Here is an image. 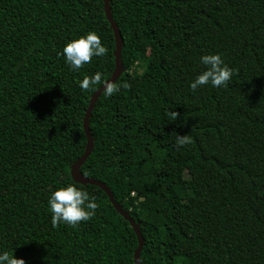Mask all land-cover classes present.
<instances>
[{
	"label": "trees",
	"instance_id": "1",
	"mask_svg": "<svg viewBox=\"0 0 264 264\" xmlns=\"http://www.w3.org/2000/svg\"><path fill=\"white\" fill-rule=\"evenodd\" d=\"M110 4L124 40L117 83L129 86L99 99L82 174L140 226L142 264H264V0ZM88 31L107 53L70 70L58 53ZM115 51L102 0H0V250L25 264H135L132 226L71 177L97 91L78 82L109 80ZM210 52L236 75L192 92ZM176 134L192 143L177 150ZM68 182L97 198L96 215L53 227L47 199Z\"/></svg>",
	"mask_w": 264,
	"mask_h": 264
},
{
	"label": "clouds",
	"instance_id": "2",
	"mask_svg": "<svg viewBox=\"0 0 264 264\" xmlns=\"http://www.w3.org/2000/svg\"><path fill=\"white\" fill-rule=\"evenodd\" d=\"M107 48L102 44L101 37L95 31H88L74 39L69 40L58 55L63 56L64 62L70 70H79L89 63L93 57L106 55ZM199 63L203 65L193 80L189 81V90L195 92L203 86L212 88L227 87L237 70L230 67L219 52H210L199 57ZM103 86V94L110 97L119 92L121 87L127 88V82L115 83L105 79L102 71L85 75L78 86L83 91L98 90L97 86ZM166 115L170 121H176L179 113L168 109ZM190 134L177 135L175 147L180 150L183 146L192 143ZM98 208L97 198L79 188L75 183L68 182L51 191L47 199V211L50 213V221L53 227L57 225L77 226L81 222H87L96 215ZM11 251L0 250V264H25L24 259L17 258Z\"/></svg>",
	"mask_w": 264,
	"mask_h": 264
},
{
	"label": "water",
	"instance_id": "3",
	"mask_svg": "<svg viewBox=\"0 0 264 264\" xmlns=\"http://www.w3.org/2000/svg\"><path fill=\"white\" fill-rule=\"evenodd\" d=\"M104 3L105 14L110 26L113 30L115 43H116V51H115V70L109 79V81L117 83L124 73V66L122 62V51L124 46V40L121 35L120 29L116 22L114 21L112 15V9L110 0H102ZM103 95V86H101L92 96L90 100V104L86 113L85 121H84V131L87 138V146L84 155L76 162L71 168V177L75 183L80 185H92L100 188L109 198L110 203L115 208V210L132 226L134 232L138 238V249L135 253V264L141 263V254L144 248V237L140 230V226L136 223V221L131 217V215L124 211L123 208L116 202L113 193L109 189V187L96 179L88 178L84 176L81 172L82 166L87 162L88 158L91 156L94 150V140L90 131V119L93 114V111Z\"/></svg>",
	"mask_w": 264,
	"mask_h": 264
},
{
	"label": "rangeland",
	"instance_id": "4",
	"mask_svg": "<svg viewBox=\"0 0 264 264\" xmlns=\"http://www.w3.org/2000/svg\"><path fill=\"white\" fill-rule=\"evenodd\" d=\"M136 66H137V64H136ZM141 67H136V70H137V72H142L143 71V69H140Z\"/></svg>",
	"mask_w": 264,
	"mask_h": 264
}]
</instances>
